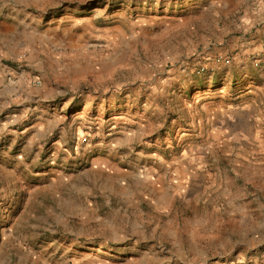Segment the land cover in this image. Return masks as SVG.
Masks as SVG:
<instances>
[{
    "label": "rangeland",
    "instance_id": "374dc122",
    "mask_svg": "<svg viewBox=\"0 0 264 264\" xmlns=\"http://www.w3.org/2000/svg\"><path fill=\"white\" fill-rule=\"evenodd\" d=\"M254 7L0 0V264H264Z\"/></svg>",
    "mask_w": 264,
    "mask_h": 264
},
{
    "label": "crops",
    "instance_id": "0c3cea01",
    "mask_svg": "<svg viewBox=\"0 0 264 264\" xmlns=\"http://www.w3.org/2000/svg\"><path fill=\"white\" fill-rule=\"evenodd\" d=\"M257 8L253 14L247 18V27L253 29V34L250 41L240 43V47H245V51H255L263 48L264 44V0H255ZM246 44V45H245ZM1 53V52H0Z\"/></svg>",
    "mask_w": 264,
    "mask_h": 264
},
{
    "label": "built area",
    "instance_id": "2783aa9c",
    "mask_svg": "<svg viewBox=\"0 0 264 264\" xmlns=\"http://www.w3.org/2000/svg\"><path fill=\"white\" fill-rule=\"evenodd\" d=\"M225 59H227V60H228V59H229V57H227V58H225ZM220 60H221V58H218V61H220ZM39 82H40V81H39Z\"/></svg>",
    "mask_w": 264,
    "mask_h": 264
}]
</instances>
